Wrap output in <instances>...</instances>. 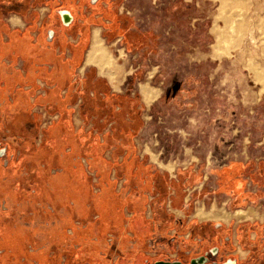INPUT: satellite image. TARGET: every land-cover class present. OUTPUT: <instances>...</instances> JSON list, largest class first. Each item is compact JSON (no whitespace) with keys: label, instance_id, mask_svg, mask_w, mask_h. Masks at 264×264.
I'll use <instances>...</instances> for the list:
<instances>
[{"label":"crops","instance_id":"crops-1","mask_svg":"<svg viewBox=\"0 0 264 264\" xmlns=\"http://www.w3.org/2000/svg\"><path fill=\"white\" fill-rule=\"evenodd\" d=\"M142 5L0 0V264H123L140 243L147 201L140 217L129 200L147 198L143 184L155 169L139 151L150 109L139 86L168 38L161 16ZM94 29L136 55L120 84L85 65ZM150 37H159L154 49ZM38 108L55 120L42 124Z\"/></svg>","mask_w":264,"mask_h":264},{"label":"rangeland","instance_id":"rangeland-1","mask_svg":"<svg viewBox=\"0 0 264 264\" xmlns=\"http://www.w3.org/2000/svg\"><path fill=\"white\" fill-rule=\"evenodd\" d=\"M141 1L146 12L152 9L161 16L168 35L161 40L166 50L150 62L148 81L142 80L161 97L146 107L148 133L138 140L139 151L147 154L167 187V212L179 221L180 230L160 233L174 237L175 247L188 240L195 224L221 223L232 226L234 233L245 228L255 237L264 227V89L259 77L264 67V0ZM158 38L148 39L152 49ZM110 45L112 63L104 74L120 84L136 69V55L121 44ZM46 120L49 125L55 118ZM240 166L237 176L233 168ZM226 167L223 184L220 176ZM235 183L244 185L238 196L228 186ZM63 185L73 188L66 179ZM199 210L212 217H199ZM233 241V256L245 258L249 249L235 237ZM146 251L154 256L152 248Z\"/></svg>","mask_w":264,"mask_h":264},{"label":"flooded vegetation","instance_id":"flooded-vegetation-1","mask_svg":"<svg viewBox=\"0 0 264 264\" xmlns=\"http://www.w3.org/2000/svg\"><path fill=\"white\" fill-rule=\"evenodd\" d=\"M72 22L73 19L69 25H71ZM52 32V30L49 31L51 34ZM166 101L167 100H165V102ZM2 148L3 147H0V149ZM227 169L229 168L226 167L222 169L223 174L220 176L223 184L224 182L227 184V179L225 178ZM234 169L236 172H234L235 175L239 176L242 172L241 166L238 169L233 168V171ZM231 173L232 172L229 173V179L233 177ZM230 185L231 184L228 186L232 188V194L234 196H238L239 192L244 188V185L240 183ZM232 228V226L229 228L221 223L213 225L202 224L200 226H196L195 224L190 231H188V240L182 241L178 247H175L176 240L174 237L166 239L159 231L157 232L155 230L154 237L148 240L151 241L149 248H152L154 256H151V254L146 251L147 249L143 248L142 243L136 242L127 254V258H125L123 264H264V247L261 249L258 248V246L264 243V227L258 229L255 237L248 236L252 233H249V229H238V232L236 231V233H234ZM234 237L238 244H242L249 249L245 258L239 259L233 256L236 254V251L232 249L234 247ZM236 245L237 244H235V247ZM167 253H170L171 257H165L164 255ZM116 263L119 264V260H117Z\"/></svg>","mask_w":264,"mask_h":264},{"label":"trees","instance_id":"trees-1","mask_svg":"<svg viewBox=\"0 0 264 264\" xmlns=\"http://www.w3.org/2000/svg\"><path fill=\"white\" fill-rule=\"evenodd\" d=\"M149 183H155V186L157 187L156 190L159 191L160 195L159 197L153 202V221L148 220L147 226L145 230L141 233V237L139 239V242L142 243L143 248L147 249V241L149 239H152L155 234H153V228L158 232L166 231L168 229L174 228L179 229V221H177L174 218L173 214H170L166 210V205L168 202V194L166 191V185L164 187V180H162V176L157 175L156 171H152L149 174ZM167 184V183H166ZM142 190L145 191V187L142 188ZM136 201L135 208L139 214L140 217H143V204L145 201H147V198L145 199L140 192L136 193L134 197L130 198L129 201ZM119 204L124 202L123 198H120L118 201ZM180 230V229H179Z\"/></svg>","mask_w":264,"mask_h":264},{"label":"bare ground","instance_id":"bare-ground-1","mask_svg":"<svg viewBox=\"0 0 264 264\" xmlns=\"http://www.w3.org/2000/svg\"><path fill=\"white\" fill-rule=\"evenodd\" d=\"M231 32H232V30H231ZM237 33L239 34V32H237ZM215 48H217V47H215ZM111 58H112V56L110 55L109 50L107 49V46L104 43V40L102 39V37L100 35V30L94 29L93 36H92V44H91L90 50L88 51V53L86 55L85 65L96 64L99 66L100 71L102 73H104V70L106 69V67H108L112 63ZM258 65H256V66H258ZM259 77L261 80L262 88L264 89V67L259 72ZM140 88H141L143 98L148 105H150L152 102H154L158 98L159 93L156 92L153 88H151L148 84H146V83L141 84ZM155 160H157V159L155 158ZM159 164L166 167V168H169V169L172 168V166L164 165L161 162ZM237 212L243 213L245 211L239 210ZM198 216L199 217H212V215L206 214L204 212V210L203 211L199 210Z\"/></svg>","mask_w":264,"mask_h":264},{"label":"built area","instance_id":"built-area-1","mask_svg":"<svg viewBox=\"0 0 264 264\" xmlns=\"http://www.w3.org/2000/svg\"><path fill=\"white\" fill-rule=\"evenodd\" d=\"M39 86H40L39 94L43 95L44 94V86L42 84H39ZM39 109L41 110V111L38 110L39 113L42 112V113H44V115H46V118H43V115L41 114L42 124H43L44 121H47L46 119H47L48 115L46 114L45 111L43 112L42 108H39ZM143 187H147V189H146L147 191H145V194H146V197H147V200H148L147 205H146L147 218H148V220L153 221L154 216H153V206H152V204L159 197L160 193L157 192L155 183H149L148 180L144 182ZM168 202H167V204H168ZM149 247H150V241H148V248Z\"/></svg>","mask_w":264,"mask_h":264},{"label":"water","instance_id":"water-1","mask_svg":"<svg viewBox=\"0 0 264 264\" xmlns=\"http://www.w3.org/2000/svg\"><path fill=\"white\" fill-rule=\"evenodd\" d=\"M60 16H61L62 22H63V24L65 26L69 25V23L73 19L71 14L69 12H67V11L60 12ZM6 153H7V149L6 148L0 149V160L6 156ZM156 264H165V263H156ZM171 264H174V263H171Z\"/></svg>","mask_w":264,"mask_h":264}]
</instances>
